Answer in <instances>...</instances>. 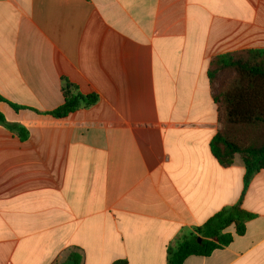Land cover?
<instances>
[{
  "label": "crops",
  "instance_id": "crops-1",
  "mask_svg": "<svg viewBox=\"0 0 264 264\" xmlns=\"http://www.w3.org/2000/svg\"><path fill=\"white\" fill-rule=\"evenodd\" d=\"M264 49V0H0V264H167L239 202L245 166L211 153L213 58ZM98 103L68 118L62 80ZM9 114V117L6 115ZM243 235L183 264H264V169Z\"/></svg>",
  "mask_w": 264,
  "mask_h": 264
},
{
  "label": "trees",
  "instance_id": "trees-1",
  "mask_svg": "<svg viewBox=\"0 0 264 264\" xmlns=\"http://www.w3.org/2000/svg\"><path fill=\"white\" fill-rule=\"evenodd\" d=\"M212 97L218 107L219 129L211 141L210 149L218 163L231 167L239 156L245 166L244 188L237 204L226 207L205 224L178 240L167 251V264H183L191 256L209 257L214 251L228 246L235 235H243L246 223L254 215L242 208V201L253 177L264 169V49L216 56L208 71ZM64 103L53 111L35 110L41 117L65 119L81 109L98 103V96L83 94L77 85L62 80ZM8 103L15 111L26 108ZM0 125L26 141L29 132L20 124L7 122L0 112ZM235 228V235L229 228ZM201 242L198 243V239ZM76 264L79 259L74 258ZM113 264H129L117 260Z\"/></svg>",
  "mask_w": 264,
  "mask_h": 264
},
{
  "label": "water",
  "instance_id": "water-1",
  "mask_svg": "<svg viewBox=\"0 0 264 264\" xmlns=\"http://www.w3.org/2000/svg\"><path fill=\"white\" fill-rule=\"evenodd\" d=\"M200 242H201V238L198 239V243H200ZM67 264H75V262L74 261H68Z\"/></svg>",
  "mask_w": 264,
  "mask_h": 264
},
{
  "label": "rangeland",
  "instance_id": "rangeland-1",
  "mask_svg": "<svg viewBox=\"0 0 264 264\" xmlns=\"http://www.w3.org/2000/svg\"><path fill=\"white\" fill-rule=\"evenodd\" d=\"M6 115L9 117V114L8 113H6ZM198 241V240H197Z\"/></svg>",
  "mask_w": 264,
  "mask_h": 264
}]
</instances>
